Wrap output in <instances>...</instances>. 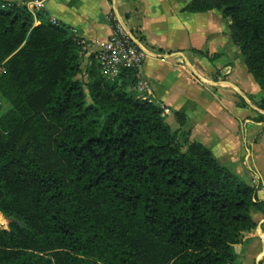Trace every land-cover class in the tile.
<instances>
[{
    "label": "trees",
    "instance_id": "1",
    "mask_svg": "<svg viewBox=\"0 0 264 264\" xmlns=\"http://www.w3.org/2000/svg\"><path fill=\"white\" fill-rule=\"evenodd\" d=\"M183 12L221 16L264 122V0H191ZM39 20L0 0V264H240L235 246L264 214L258 185L173 132L138 97L134 70L108 80L91 55L83 71L74 35Z\"/></svg>",
    "mask_w": 264,
    "mask_h": 264
},
{
    "label": "crops",
    "instance_id": "2",
    "mask_svg": "<svg viewBox=\"0 0 264 264\" xmlns=\"http://www.w3.org/2000/svg\"><path fill=\"white\" fill-rule=\"evenodd\" d=\"M1 1L26 7L34 26L41 18L67 28L88 47L82 55L85 65L108 38L107 18L114 15L145 49L141 79L151 88L152 102L169 109L165 119L171 130L178 136L189 132L190 139L208 148L220 165L244 183L258 185V198L264 201V122L252 120L258 110L249 101L260 89L243 67L217 12H183L191 0ZM192 50L219 57L210 61ZM218 68L222 75L230 70L225 80L216 74ZM175 113L185 115L184 127H179ZM253 220L255 229L235 246L237 251L242 248L240 264H264V214L254 213Z\"/></svg>",
    "mask_w": 264,
    "mask_h": 264
},
{
    "label": "built area",
    "instance_id": "3",
    "mask_svg": "<svg viewBox=\"0 0 264 264\" xmlns=\"http://www.w3.org/2000/svg\"><path fill=\"white\" fill-rule=\"evenodd\" d=\"M107 20L110 26V34L104 42L97 45V48L91 54L94 55L100 67L101 75L112 81L118 78L123 71L134 70L137 78L135 91L138 97L141 100L152 102L150 98L151 88L147 82L141 79L140 75L143 62L147 57L145 49L114 15H109ZM52 24L56 25L55 22H52ZM76 41L83 55L88 47L83 41ZM2 106L3 103L0 99V109ZM160 108L163 110L164 115L169 114L168 108ZM4 134L0 128V138Z\"/></svg>",
    "mask_w": 264,
    "mask_h": 264
},
{
    "label": "rangeland",
    "instance_id": "4",
    "mask_svg": "<svg viewBox=\"0 0 264 264\" xmlns=\"http://www.w3.org/2000/svg\"><path fill=\"white\" fill-rule=\"evenodd\" d=\"M87 65L84 64V61H83V65H82V69L83 71L85 70ZM249 76V75H247ZM79 80H81L82 82L85 81V77H84V74L81 75L79 77ZM260 95H262V92L259 91V96L257 97H260ZM256 96H253L249 99V101L252 103V105H254L256 107V102H258V98ZM88 102H90V100L88 99ZM0 219H2V222H0V230H8V224H9V220H7L1 213H0ZM238 250V249H237ZM242 248L238 251V252H241Z\"/></svg>",
    "mask_w": 264,
    "mask_h": 264
},
{
    "label": "bare ground",
    "instance_id": "5",
    "mask_svg": "<svg viewBox=\"0 0 264 264\" xmlns=\"http://www.w3.org/2000/svg\"><path fill=\"white\" fill-rule=\"evenodd\" d=\"M0 222H2V219H0Z\"/></svg>",
    "mask_w": 264,
    "mask_h": 264
}]
</instances>
